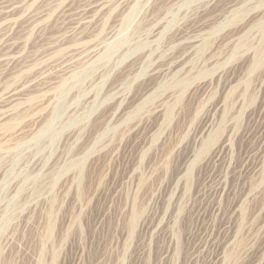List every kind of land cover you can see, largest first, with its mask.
Segmentation results:
<instances>
[{"label":"rangeland","instance_id":"rangeland-1","mask_svg":"<svg viewBox=\"0 0 264 264\" xmlns=\"http://www.w3.org/2000/svg\"><path fill=\"white\" fill-rule=\"evenodd\" d=\"M18 2L0 264H264V0Z\"/></svg>","mask_w":264,"mask_h":264},{"label":"bare ground","instance_id":"bare-ground-1","mask_svg":"<svg viewBox=\"0 0 264 264\" xmlns=\"http://www.w3.org/2000/svg\"><path fill=\"white\" fill-rule=\"evenodd\" d=\"M6 1L7 2L2 7L3 9L0 11V20L2 19L4 21L10 19V17H12V16H15L20 10V4L17 5V3H20V2H18V0H6Z\"/></svg>","mask_w":264,"mask_h":264}]
</instances>
